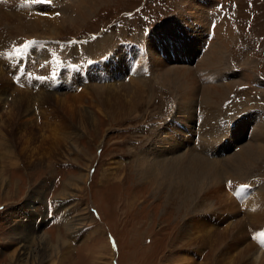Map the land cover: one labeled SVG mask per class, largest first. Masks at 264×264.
Segmentation results:
<instances>
[{"label": "rangeland", "instance_id": "374dc122", "mask_svg": "<svg viewBox=\"0 0 264 264\" xmlns=\"http://www.w3.org/2000/svg\"><path fill=\"white\" fill-rule=\"evenodd\" d=\"M205 1L207 5L203 0H166L165 2L108 0L95 7L97 9L94 14L86 20L62 25L55 37L52 35L51 25L42 26L43 20H50L59 25V20L53 19L58 18L59 13L62 12L69 14L68 4L72 3V0H51L52 7L40 4L38 7L37 3L30 4V0L16 1L23 5L16 4L21 17L24 18L22 21L36 22L39 27L33 31L30 29L20 31L22 36L19 32H17L19 35L13 32L7 35L12 40L6 38L4 43L7 48L0 51V70L5 75L8 70L4 63L7 56L12 48H16V45L25 39L44 38L39 42V59L40 62H45L42 67L49 68L55 65L53 59L56 57L49 47H57L56 43L61 40L79 39L78 50L93 56H99L109 50L113 51L118 47L115 53L117 56L118 53L123 55V47L117 45L119 41L133 42L136 37L141 36L137 40L146 38L148 46L149 44L154 46L157 42L164 50V53L155 51L156 56L162 61V72L165 68H175L186 74L190 73L197 91L189 103L185 104L181 98V103L178 105L174 86L172 84L171 87H167L166 84L161 86L159 82L152 81L151 76L148 75L142 88V100L136 99L135 102V97L125 98L117 94L103 105L100 100H91L94 98L92 92L91 97L88 95L90 93L88 90H80L81 82L88 85L87 88L94 85L96 80H91L89 75L87 82L81 81L77 87L74 86L73 92H68L73 87L69 83L64 84L67 89L63 88L61 91H58V88H51L57 92H78L76 98L79 97L82 107H86L92 119L75 131L76 134L62 129V121L59 122L62 117L60 112L59 117L51 119L48 117V121H42L43 124L37 117V121L30 129L33 137L30 136L29 141L24 140L25 133L21 134V132L16 134L15 139H11L10 144L14 152L11 156L14 154L12 158L16 160L15 162H11L9 159L12 158L11 156L8 158L7 154L12 148L10 149L7 143L4 144L3 139V142L0 140V182L3 181L0 185V264H181L182 261L179 259L187 255L192 256V259L199 263L212 264L210 248L206 242L201 243L204 238L203 231L193 226L185 230L182 236L177 235L182 217L184 215L191 217V211L179 204L181 199L184 197L183 200L203 218H209L212 226H208L212 230H221L233 219L247 213V216L251 215L254 205L249 202H252L254 195L256 196L259 186H264V156H262L264 154L248 171V179L246 178L248 181L237 178L238 181L232 183L235 186L240 183L249 185V177L261 176L262 179L259 181L257 178H250L251 184L257 185L251 197L249 189L244 193L243 198L239 197L241 201L238 203L232 200L231 195L225 190L228 197L237 205L239 214L234 217L228 214V220L221 224L215 223L216 217L206 208H209L211 201L215 203L223 199L226 194L222 188L204 202L201 200L202 194L193 189L190 192L183 190L180 193V188H176L172 189L170 197L166 193L159 196L155 184L141 179L135 170L138 156L142 151L149 153L148 150L156 147L159 135L164 129H172L173 132L177 130L174 132L173 142L180 145L177 149L178 155L191 147L204 158L224 162L242 146L252 143L261 144L264 141V89L258 88L264 86V81L258 79V75L264 77V0H227L226 5L224 0ZM217 2L221 3L222 9H232L235 2L238 15L243 17L232 20V24L226 23L227 26L225 24L224 28L222 23L220 25L215 21L212 30L210 25L196 30L198 22L191 18L193 14L191 10L201 12L203 9L204 13H202L205 15L201 24H205L207 9L215 6ZM42 7H45V13H37L36 11ZM15 24H18V21ZM146 26L150 27L144 33ZM221 34L226 37L223 38ZM93 35H98V38L94 39ZM16 41L18 42L15 46L8 47ZM215 41H224L221 44L222 51L225 48L226 50L222 52L220 58L218 57L217 64L213 59L209 65L211 68H208L205 56L211 55L209 46ZM59 46L64 49L63 46ZM131 47L124 51L128 57L136 53L133 45ZM150 51L149 46L144 55L140 54L142 65L146 64V59L143 57L147 56L149 60L147 63L149 67L146 70L151 69ZM60 53L55 54L59 58L69 57L66 52ZM200 63L204 66L202 69L198 67ZM113 64L108 75L97 77L99 84L103 87L116 82L115 84L122 83L129 86L131 75L134 74H131L130 69L127 70L129 63L123 69L117 65L116 60ZM243 73H249L253 81L245 80V83L246 75ZM222 83L234 84L227 96L231 92H238L243 97L233 104L238 115L220 123L219 115L224 112L221 104L226 99L221 100L219 104L214 99L205 102L201 94L203 86L211 85L215 88ZM252 83H258V86L255 87ZM21 84L22 88L12 84L14 89L7 95L11 96L6 97L7 103L0 100V108L2 105L5 111L8 103L10 104L9 101L18 92L24 94L28 92L34 112L40 115L42 104L39 95L46 92L35 93L32 86L37 85L27 86L23 82ZM239 85L245 87L236 90ZM130 103L134 105L133 108L130 106L128 109ZM248 107L251 108L247 109ZM3 110L0 112L1 115H4ZM228 122H231V126ZM238 122L242 126L240 134L237 133ZM48 128L53 131H48ZM54 136L59 137L58 139L64 137L67 140H60L58 145L59 140L51 139ZM170 141L164 140L163 143L167 144ZM3 156L5 158H2ZM13 163L17 165L12 166ZM84 177L86 180H82ZM222 183L229 184V181L223 179ZM64 191L66 192L62 194ZM247 204L248 212L244 208ZM214 205L216 206L217 203ZM259 212L261 222H257L256 225L260 224L261 227L256 231L260 230V232L255 234L249 230L246 235L247 242L253 243L256 248L258 246L255 243L259 244L264 231V203L259 208ZM245 226L247 230L249 227L246 224ZM75 227L78 228L73 229ZM23 237L29 240L28 253L22 255L23 260L19 262L15 256ZM213 239L214 237H210L208 240ZM185 243L188 246H184ZM192 245L195 247L191 248ZM13 252V258L9 259ZM261 252L264 254L263 251ZM227 257L230 259L231 254ZM228 259L224 258L223 261L226 263Z\"/></svg>", "mask_w": 264, "mask_h": 264}, {"label": "bare ground", "instance_id": "6f19581e", "mask_svg": "<svg viewBox=\"0 0 264 264\" xmlns=\"http://www.w3.org/2000/svg\"><path fill=\"white\" fill-rule=\"evenodd\" d=\"M16 1L17 0H0V51L7 48V46L4 43L6 38H8L9 41L12 40V38H9L7 36L9 33L13 32V34H18L17 32H19L20 35L22 36L20 31L29 30V29L31 31H33V30L37 29V27H39V24L36 22L22 21V19H24V18L21 17V13L16 8ZM107 1L108 0H74V1L72 0V3L68 4V6L70 7L69 8L70 13L68 15L64 14L63 12H62L63 14L59 13V17L53 19V20H59V25L56 23H53V21L44 19L42 26L45 25L47 27L48 26L47 24L51 25L53 27L52 35H53V37H55V34H57V30L62 25L67 24V22L69 25L70 23H76L79 21L86 20L87 18H89L91 15L94 14L95 10L97 9L95 7L101 5L102 3L104 4ZM203 1L205 4L206 1L205 0H203ZM33 3H35V1H33ZM205 5H207V4H205ZM39 6L40 5L38 4V7ZM29 7H31V5H29ZM201 8H202V6H201ZM191 12L193 13V14H191L192 15L191 18H194V20H196V22H198L197 23L198 26H197L196 30H198V29L200 30L202 28L204 29L205 27L207 28V26H209L210 20L208 19V16H207V18L205 16L206 23L201 24L202 17H203V15H205V14H203L204 13L203 9L201 12H195L194 10H191ZM37 18H41V17H37ZM16 21H18V24H15ZM46 21H48V22H46ZM215 21H216V23L218 22L217 19H214V22ZM207 23H208V25H207ZM225 26H227V24ZM217 28H218V26H217ZM223 28H224V26H223ZM220 36H222L223 38L226 37V36H224V34H221ZM35 38H37V37H35ZM38 38H40V37H38ZM17 42L18 41H16L15 43L12 42V44H9L10 43L9 42L8 47L9 46H15V44ZM39 42L40 41H34L33 46L29 51V54H27V56H28L27 66H28V68H31L32 70H35L36 68H41L45 63V62H40V59H39L40 58V55H39L40 43ZM146 42H147L146 38L143 40L138 39L137 40L138 46L133 45V48H135V50L134 49L133 50L136 53L133 54L134 57L132 56V61H134L137 58L140 65H142L140 56L144 55V53H141L140 49L138 47L140 44H142L144 50L147 51V48L149 49V46H150L151 47L150 53L152 55V62H151V69L149 68V70H147V71L149 72L148 75L151 76L152 81H156V83L159 82V84L161 86H165L164 84H166L167 87H171L170 85L172 84V86H174V88H175V92H174V89H172V90L175 94V97L177 98V101H179L177 104L179 105L181 103V100H180L181 98H183V100L185 101V104L189 103L193 99V97L195 96L194 95L195 91H197V86H195L194 80L193 79L191 80L190 73L186 74L185 72H183V71L181 72L180 70L175 69V68H168V69L165 68V71L162 72L161 71V69H163L162 61L159 59V56H156L157 55L156 52L158 51V52L164 53V50L156 41H155L156 43L154 44V46L151 44H149V46H148ZM223 42H220V41L219 42L218 41L211 42V45L209 46V52L211 53V55H209L208 57L205 56V58H207V63H208L207 67L208 68H211V66H209V65L213 59L215 61V64H217L218 57L220 58V56L222 55V52L224 53V51L226 50V48H225V50L222 51L221 44ZM17 49L20 50L21 47L18 46ZM17 49L15 50V48H14L13 52H11L12 51V49H11L10 53L13 55L16 54ZM118 49L119 48L116 47L113 50L114 57L116 56L115 53H116V50H118ZM43 53H45V52H43ZM32 58H33V62H30V60ZM115 60L117 61V65L121 66V69H123V67L126 68V65L129 63V61H124V56L120 53L117 54ZM64 61L65 60H62L58 64H60ZM58 64L55 63V65H58ZM99 64H100V69L96 70L95 68H93L92 74L89 76L92 78L91 80H96L94 85L87 88L88 85H85L83 82H81L82 80H80L78 78H74L73 76H75V75H73L72 76L73 78H70L71 81L68 82L70 84V86L73 85V87L68 92H73L74 86L77 87L81 82L82 86H81V88L79 87L80 90L81 91L83 89L88 90L90 92V93H88V95H90L91 97H92V93H93L94 98H91V100L92 101L93 100H100L103 105L107 104V102L117 94L120 95V97H125V98L127 96L135 97L134 98L135 102H136V99L140 100L142 98V88H144L143 86H144V80L146 79V76H143L142 72L140 71L139 65L132 72L130 71L131 74L132 73H134V74L131 75L129 73L132 76V80H131V83L129 84V86H125L122 83L121 84H115L116 83L115 82L114 84L109 83L108 85H103V87H102V85L99 84L97 77L100 75H103V76L108 75V73L111 72V69L113 68L114 64L112 61H110V62L109 61L108 62L99 61ZM198 67H200V69H202L204 66L202 65V63H200ZM44 70L47 71V70H49V68L46 67V68H44ZM60 72H63V71H60ZM121 73H122V71H121ZM243 74L246 75V78L244 79V81L245 80L253 81L251 79L252 77L249 73H243ZM45 80H47V81H45ZM19 81L23 82L24 85L27 84V86H31L32 84L37 85V86H32L35 93L38 91H44L46 93H42L41 95H39V93H38L39 99H40L41 104H42L41 111L39 112L40 115H38V113L36 114L34 112L32 106H31V97L29 95H27L28 94L27 91H26L27 94H24L23 92H18L17 95L12 97L11 100L9 99L10 104L8 103L5 111L2 109L3 106L1 105L0 112H1V110H3L4 115H1L2 113L0 114V129H1L0 140H1V142H3V140H4V144L7 143L8 147H10V149L12 148L11 144H10L11 139H15L16 134H19L20 132H21V134L25 133V139H24L25 141H29L28 138L30 139V136L33 137V135H31L30 129L33 127L34 123L37 121V117H39V121H41V124H43L42 121H48V119H47L48 117H50V119L53 117L54 118L59 117V112H60V113H62V117L60 118L59 122L62 121L61 122L62 129L64 131H65V129H66V131L70 130L69 132L76 133V134H77V132H75V131H77L81 127H83L85 122H87V124H88V122H90V119H92L91 114L87 111V109H85L86 107H84V108L82 107V105H81L82 102L80 101L79 97L76 98V93H78V92L68 93L66 91H64V92L53 91L51 88H58V91H61L63 88H66V87L64 86V84H62L58 87L51 86L50 77L43 70H41V69L39 70V73H37V78H33V76L27 77V76H25V73H23L21 75ZM129 82H130V80H129ZM245 83H246V81H245ZM222 84L217 85L215 88L211 87V85L206 86V87L203 86L202 87L203 93L201 94V98L205 102H207V101L210 102L209 101L210 99H214L215 102L218 104L221 102V100L227 99L228 91H230V89L233 87L234 84H232V85H229V84H223L222 85ZM35 88L37 90H35ZM13 89H14V87H13L11 81L6 77L5 73L0 70V100H4L3 103H7V102H5L6 97H8L7 95ZM145 99H146V96H145ZM145 99H144V101L146 102ZM174 103H175V101H174ZM33 104H35V103H33ZM182 104H184V103H182ZM238 104H241V103H238ZM133 105H134V103H132V104L130 103V105L128 106V109H130V106L133 108ZM184 107H186V106H184ZM249 108H251V107H248L247 109H249ZM114 110H115V108H114ZM111 112H113V109ZM206 117H212V116H206ZM240 122H238L239 126H238V130H237V133H239V134L242 132V126H241ZM73 127H74V129H73ZM2 129H3V132H2ZM48 131L52 132L53 129L48 128ZM42 132H43V129H42ZM174 132H177V130H175ZM174 132L172 131V129H169V130L164 129V131L159 135L160 138L158 139V142L155 145L156 147L153 150L147 149L149 151V153L142 151V153L138 156V158L135 161V167H136L135 170L137 172V175L141 179H145V180H149L150 182H153L155 184L156 189L158 190L159 196H161L163 193H166L170 197V196H172V194H171L172 189H176V188H178V189L180 188V193L183 190L190 192L193 189L195 192H200L202 194L201 200L204 202V200H206L207 198H212V196H213L212 194H215L217 191H219L222 188V191L226 194L223 197V199L219 202L216 201L215 202V203H217L216 206L214 205L215 203L214 202L212 203V201H211L210 205L207 203L209 205V208H206V207L205 208L210 210L211 214H214V216L216 217V220H217V222L215 220V223H217V224H221L222 222L228 220V218H229L228 214L233 215V217L237 216L239 214V211H238V208L236 207L237 205L234 204L235 200L232 199V200H234V201H232L228 197V195H227L228 192L226 193V191L224 189V185H223L224 183H222V180L223 179L226 181L228 180L229 181L228 185H232L233 182L238 181L237 178H244V180H247L248 179L247 178L248 177L247 176L248 171L254 166V164L257 162V160H259L260 156L262 154H264V141L261 144L252 143L251 145L242 146L238 150L237 153H235L231 158L227 159L224 162V161L209 160L207 158H204L198 152L191 149V147H189L187 151L178 155L177 149L179 148L180 145L173 142ZM82 133H83V131H82ZM204 134H206V133H204ZM208 134H210V133H208ZM10 136H12V138H10ZM54 138L59 140V141H57L58 145H60V142H61L60 140H65V139L67 140V138H64V137L58 139L59 137H55V136L52 137L51 139H54ZM214 139H215V137H214ZM164 140H171V141L168 142L167 144H165V143H163ZM206 143H208V142H206ZM12 150H13V148L9 151V153H7L8 158L11 156L12 153H14ZM167 153H169V154H167ZM12 156L10 158H12ZM262 156H264V155H262ZM2 158H5V156H3ZM9 160L11 162L16 161V160H14V158L9 159ZM2 164H4V163H2ZM222 164H223V168H222ZM15 165H17V164L16 163L12 164V166H15ZM82 180H86L85 177ZM258 181H259V179H258ZM2 183H3V181L0 182V185H2ZM257 183L261 184V182H257ZM70 184L71 183H69V185ZM240 185H241V183H240ZM263 187H264L263 185H260L258 191L256 192V196L254 195V198L252 199V202L248 201L249 203H253V205H254L253 209H251V211H252L251 215L247 216L248 215V213H247V215H243L241 217L235 218L230 223H227L225 225V227L222 228L221 230L220 229L212 230V228H209L208 225H211V223H210L211 221L209 220V218H206V217L203 218L201 215H199L196 212V210L192 209L191 205H188L187 201L183 200L184 199V197H183V199H181V203H179V204H181L182 207L184 206L183 208L188 209L189 212L191 211V217L188 218L187 217L188 215H184V214H183L184 216L182 215L183 216L182 217V224H181L179 231L177 232V235L182 236L183 234H185V230L190 229L193 226L195 228L200 229L201 232L203 231L202 235L204 238L201 241V243L206 242L207 243L206 245L210 248L212 264H264V254L261 251H259L260 249L258 250L259 247L256 248L253 243L247 242V240H246V235H247L249 230L255 234L260 232V230L259 231H256V230L259 227H261V225L260 224L256 225V223L261 220V214H259L260 213L259 208L261 206H263V203H264ZM222 191H221V193H223ZM65 192L66 191H64L62 194H64ZM173 194H174V192H173ZM190 196H193V195H190ZM195 196H197V195H195ZM164 197H165V195H164ZM178 198H181V197L178 196ZM173 199H174V197H173ZM244 200L246 201L247 199H244ZM192 201H194V200H192ZM170 206L171 205H169V207ZM189 206H190V208H189ZM194 206H195V204H194ZM194 206H193V208H195ZM196 206L199 207L198 205H196ZM244 208H245V211L248 212V208H249L248 204ZM178 209H180V208H178ZM203 211H204V209H203ZM203 211L201 214H203ZM245 224L248 225V227H249L247 230H246ZM195 225L196 226L200 225V226L196 227ZM77 228L75 227L73 229H77ZM195 228H193V229H195ZM251 232H249V233H251ZM228 235H230L231 237H228ZM210 237H214V239L211 241L208 240ZM206 238H208V239L206 240ZM191 241H192V239H191ZM20 242H21L20 248L16 252V256H15V258L19 262H21V260H23L22 255H25L26 253H28L27 248L29 246V244H28L29 240L27 238L23 237V238H21ZM184 246H188V244L185 243ZM194 247H195V245H194ZM194 247L192 245L191 248H194ZM195 249H197V248H195ZM198 249H200V248H198ZM195 252H198V251L195 250ZM228 254H231L230 259H228V257H227ZM13 255H14V252L12 253V255L9 256L10 257L9 259L13 258ZM25 258H27V257H25ZM224 258L228 259V261L226 263H225V261H223ZM179 260L182 261L181 264H209L207 262L199 263L197 261H194V259H192V256H190V255H187L186 257L185 256L181 257V259H179Z\"/></svg>", "mask_w": 264, "mask_h": 264}, {"label": "snow or ice", "instance_id": "6c2138e0", "mask_svg": "<svg viewBox=\"0 0 264 264\" xmlns=\"http://www.w3.org/2000/svg\"><path fill=\"white\" fill-rule=\"evenodd\" d=\"M27 47H29V44H28V43H26V44H24V45H23V48H25V49H26ZM19 51H20V50H19V49H17V54H19Z\"/></svg>", "mask_w": 264, "mask_h": 264}]
</instances>
